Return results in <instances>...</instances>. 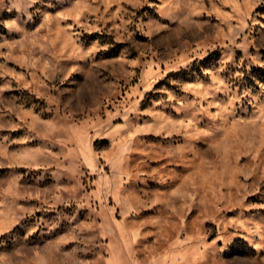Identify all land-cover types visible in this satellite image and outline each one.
<instances>
[{"label": "rangeland", "instance_id": "rangeland-1", "mask_svg": "<svg viewBox=\"0 0 264 264\" xmlns=\"http://www.w3.org/2000/svg\"><path fill=\"white\" fill-rule=\"evenodd\" d=\"M0 264H264V0H0Z\"/></svg>", "mask_w": 264, "mask_h": 264}]
</instances>
